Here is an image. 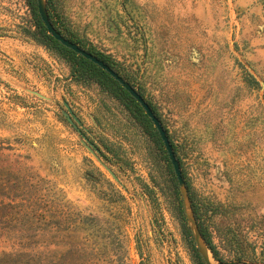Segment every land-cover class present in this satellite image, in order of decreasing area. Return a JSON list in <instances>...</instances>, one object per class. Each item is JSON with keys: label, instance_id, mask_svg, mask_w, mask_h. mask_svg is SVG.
Listing matches in <instances>:
<instances>
[{"label": "rangeland", "instance_id": "374dc122", "mask_svg": "<svg viewBox=\"0 0 264 264\" xmlns=\"http://www.w3.org/2000/svg\"><path fill=\"white\" fill-rule=\"evenodd\" d=\"M56 2L154 108L219 256L264 264V0ZM37 32L28 0H0V257L195 264L155 127Z\"/></svg>", "mask_w": 264, "mask_h": 264}, {"label": "trees", "instance_id": "16d2710c", "mask_svg": "<svg viewBox=\"0 0 264 264\" xmlns=\"http://www.w3.org/2000/svg\"><path fill=\"white\" fill-rule=\"evenodd\" d=\"M57 0H47V9H48V13H49V17L50 20L52 21L53 25L55 26V28L62 34L64 35L66 38H68L69 40H71L72 42H75L77 44H79L75 39L69 37V35L67 34V32L65 31V29L62 27V25L59 23V21L55 18V15H57ZM29 2V6L32 9L34 18L36 20V27L38 29L37 33L32 34V37H37V39L40 41L41 44H43L44 46H47L48 48H50L51 50H57L59 52H63L65 54H69V60L73 65V75L74 76H79L81 79H89L92 80L96 83H99L102 87H104L105 89H107L109 92H112L114 94H116L117 90H119L120 92H122L130 101L131 103H133L135 105V110L136 113L140 116H142V120L144 122H146L150 128H154L153 123L151 122V120L147 117V115L144 114L143 109L141 108L140 104L137 103V101L132 98L130 96V94L124 89L122 88V86L115 81L106 71H104L103 69H101L99 66L95 65L94 63H92L90 60L85 59L83 56L77 54L76 52L66 48L65 46H63L61 43H59L57 40H55L47 31V29L45 28L43 22L41 21V18L38 14V8H37V2L36 0H28ZM80 45V44H79ZM81 47H83L82 45H80ZM84 49H86L85 47H83ZM89 52L93 53L94 55H96L98 58H100L101 60H103L106 64H108L112 69H114L120 76H122L125 80H127L128 82H130L131 84L132 81L130 80V78H128L126 75H123L121 73V71L119 69H117V67H115L114 63L112 61L109 60L108 56L96 52L94 50H90V49H86ZM135 86V85H133ZM167 131V130H166ZM155 134L157 135L158 139H159V143L160 145L163 147L164 145H162V141L161 138L157 132L156 129H154ZM172 142V141H171ZM173 145V143H172ZM174 150H175V146L173 145ZM176 152V151H175ZM177 155V153H176ZM174 181V186H175V190H176V194L177 196H181L180 195V191H179V186L176 183V178L173 179ZM188 189H189V193H190V198H191V202H192V208L194 211V215L196 218V221L198 223L200 232L202 234L203 239L205 240L206 244L208 245V247L210 248V250L213 253L214 258L219 261L222 264H255L252 262H247L244 260L239 259L237 262H225L223 258H221L219 256L218 251L216 250L214 244L211 241V238L207 232V229L204 226V220H203V214L201 212V210L199 209V206L197 205L195 199L193 198L191 192H190V187L189 184H187ZM180 221L181 224L183 226L184 229V235L188 241V247L192 253L193 256V260L195 264H205L204 261L202 260L197 246H196V242L193 236V233L188 225L187 219H186V215L183 209V205H182V199L180 198ZM21 261V260H20ZM19 262H17L14 258V256L12 255H8V254H3L2 257H0V264H21ZM34 261H36V263L38 262V258L35 257L34 259H29L27 261H21L24 264H32L35 263Z\"/></svg>", "mask_w": 264, "mask_h": 264}, {"label": "water", "instance_id": "95a60500", "mask_svg": "<svg viewBox=\"0 0 264 264\" xmlns=\"http://www.w3.org/2000/svg\"><path fill=\"white\" fill-rule=\"evenodd\" d=\"M36 2H37L38 14L41 18V21L43 22L48 33L55 40H57L59 43H61L66 48L83 56L85 59L90 60L92 63H94L95 65L99 66L101 69L106 71L115 81H117L122 86V88H124L130 94L132 98H134L137 101L138 104L141 105L145 114L149 117V119L153 123V126L157 130L161 138V141L165 147L167 156L173 168L174 175L178 182L179 191H180V195L182 199V205H183V209L186 215V219L193 233L196 246H197L198 252L202 260L204 261L205 264H213V262L222 264L214 258L212 251L210 250V248L208 247V245L206 244L205 240L202 237V234L200 232L198 223L194 215L189 189H188L186 180L184 178V175L181 169L180 161L176 155V152L174 150V147L172 145V142L170 140V137L164 125L162 124L161 120L158 118L156 113L153 111L150 104L144 99V97L139 93V91L130 82H128L122 76H120L108 64H106L103 60L98 58L93 53L79 46L77 43L72 42L71 40L66 38L55 28V26L53 25L49 17V13L47 9V0H36ZM65 106L67 107L68 112H69L68 114H66L67 120L70 122V124L73 125V127L78 131V133L89 144L88 149L90 151L96 150V146L80 130L79 124H81V121L76 117V115L74 114V112L72 111L68 103H65ZM105 168L110 172L113 178L117 180L116 175L108 167L105 166Z\"/></svg>", "mask_w": 264, "mask_h": 264}, {"label": "flooded vegetation", "instance_id": "af4514ba", "mask_svg": "<svg viewBox=\"0 0 264 264\" xmlns=\"http://www.w3.org/2000/svg\"><path fill=\"white\" fill-rule=\"evenodd\" d=\"M79 45V44H78ZM80 46V45H79ZM83 48V47H82ZM86 50V49H85ZM136 88V87H135ZM138 90V89H137ZM139 91V90H138ZM139 93L143 96V94L139 91ZM144 97V96H143ZM144 99L146 100V98L144 97ZM147 101V100H146ZM148 102V101H147ZM149 103V102H148ZM150 104V103H149ZM141 106V105H140ZM151 106V104H150ZM142 108V107H141ZM151 108L153 109V111L155 112L154 108L151 106ZM143 109V108H142ZM144 111V110H143ZM156 113V112H155ZM145 114V112H144ZM146 115V114H145ZM157 115V114H156ZM158 116V115H157ZM148 117V116H147ZM149 118V117H148ZM159 118V117H158ZM160 119V118H159Z\"/></svg>", "mask_w": 264, "mask_h": 264}]
</instances>
